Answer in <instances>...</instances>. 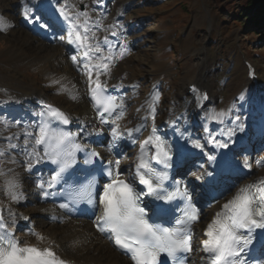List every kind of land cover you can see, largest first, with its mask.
<instances>
[{
	"label": "snow or ice",
	"instance_id": "snow-or-ice-1",
	"mask_svg": "<svg viewBox=\"0 0 264 264\" xmlns=\"http://www.w3.org/2000/svg\"><path fill=\"white\" fill-rule=\"evenodd\" d=\"M83 2L26 0L23 5L26 21L46 36H59L72 46L70 59L85 77V95L96 122L73 130L68 126L79 121L42 101L39 110L19 118L0 111V264H71L58 255V245L34 226L27 234L35 237L36 243L22 241L16 234L20 220L31 222L14 206L25 201L24 183L33 177L42 199L61 200L57 207L65 212H91L96 230L128 256L132 264H187V257L193 252V226L201 220L202 209L172 171L197 155L191 149H199L209 164H214L217 154L206 150L205 144L228 149L235 143L233 137L244 132L246 117L235 111V105L227 110H208L204 102L209 95L194 85L191 91L196 107L205 111L206 120L223 125L216 133L205 127V143L186 134L183 115L165 122L170 133L157 125V90L136 109L138 122L128 127L131 120L123 123L130 107L126 102L128 93L121 89L130 88L135 95L140 86L123 81L108 83L112 68L131 52L123 26L119 22L105 24L104 14L87 4L80 10L79 4ZM93 2L104 4V0ZM48 9H52V16L45 19ZM11 26H5L0 19V32ZM101 32L102 37L98 35ZM50 84L60 85L59 91L73 100L79 98L74 86L62 84L59 79ZM0 93L5 97L0 99V109L11 102L21 103L7 89H0ZM239 98L243 100V94ZM105 131L111 137L108 157L91 147L93 143L103 146ZM132 146H138V151L131 163L123 165ZM39 165L51 166L47 176ZM199 167L204 171L197 179L209 177L207 183H213V172L203 164ZM244 167L251 170L247 159ZM17 169L29 175L22 176ZM101 178L107 182L101 184ZM203 236L198 242V250L203 253L201 264H264V177L240 186L232 198L220 205Z\"/></svg>",
	"mask_w": 264,
	"mask_h": 264
},
{
	"label": "rangeland",
	"instance_id": "rangeland-1",
	"mask_svg": "<svg viewBox=\"0 0 264 264\" xmlns=\"http://www.w3.org/2000/svg\"><path fill=\"white\" fill-rule=\"evenodd\" d=\"M12 2L17 4L19 0ZM247 2L249 0H104L103 5H98L93 0H84L79 4L80 10H84L85 4L99 10L106 17L105 24L119 22L123 32H127L126 43L131 52L116 63L112 75L120 77L127 85L139 84L140 87L135 95L132 89H124L130 107L123 123L131 120L127 126L133 127L138 122L136 109L154 90L160 94L157 118H162L175 94L180 92V82L192 79H197L204 93L213 91L214 107L212 102L205 101L211 104L210 108L221 111L235 105V111L246 117L245 129L250 127L252 120L260 119L258 106L264 102V23L260 21L262 27L258 26L255 32L256 25L252 21H259L264 15L255 18V8H252L246 20L244 7ZM4 3L0 0L1 10ZM2 21L4 25L9 23ZM98 35L102 37L104 33ZM31 45L34 43L29 38L15 40L14 35L0 32L1 89L8 87L16 94L37 90L48 93L54 102L67 105L68 95L49 87L46 82L43 68L52 65L43 61L42 54L34 57L19 50L30 49ZM245 62L255 66L257 80H247ZM121 64L124 72H118ZM242 94L243 100L239 98ZM2 95L0 93V99ZM204 117L196 120L203 123L198 129L203 142L205 134L200 132L209 123ZM211 124L215 128L219 126L216 121ZM251 146L257 148L253 158L264 152V135L255 136ZM240 151L243 155L244 150ZM26 193L32 194V189L27 187Z\"/></svg>",
	"mask_w": 264,
	"mask_h": 264
},
{
	"label": "bare ground",
	"instance_id": "bare-ground-1",
	"mask_svg": "<svg viewBox=\"0 0 264 264\" xmlns=\"http://www.w3.org/2000/svg\"><path fill=\"white\" fill-rule=\"evenodd\" d=\"M4 2V9H0V19L8 21V24L12 25L4 32L14 35L15 40L23 38L31 39L34 45H31L30 49L19 48V50L34 57H40L39 54H42L41 57L43 61L52 65L51 68H43L45 70L44 75L48 86L59 90L61 87L60 85L50 84V81L53 79H59L62 84L68 85L69 87L74 86L73 91L78 94L79 98L73 100L70 98L69 94L62 92L67 94L70 98L69 103L66 105L54 102V99L48 95V93L43 94L41 91L25 90L16 94L13 91L10 92L8 87H2V89H7L11 96L20 99L21 103L16 104L15 102H11L0 109V111L10 114L13 118H19L22 115L30 114L33 110H39L42 101L44 104H51L60 108L69 114L74 121H79V123L70 125V128L73 130L82 125L91 126L96 122V116L88 97L85 95V77L70 59V55L74 51L72 46L66 41H61L59 36L56 38H52L50 35L46 36L34 24H30L26 21L22 15L24 10L23 5L26 0H19L17 4H14L12 0H4ZM29 6L31 7L32 5ZM34 10L39 12L41 9ZM51 16L52 9H48L44 18L47 19ZM54 30L58 31V29ZM123 33L127 40V32ZM41 46L45 48L44 51H42ZM201 67L203 68L202 62ZM124 69V65L121 64L118 68V72H124ZM203 71L205 72L206 70L203 69ZM120 79V77H114L112 75L108 83L110 85L116 84L121 82ZM208 82L210 84V78H208ZM180 83H182L179 90L180 92L175 94L174 101L170 103L171 106L163 112L162 118H157L156 123L158 126H162L164 131L171 132L165 122L175 116L183 115V126L188 129L186 134L193 139L198 138L201 143H205L201 140L198 133V129H200L199 126L203 123L199 124L196 120L197 118H202L206 113L201 108L196 107L195 95L192 93L191 88L196 85L200 92H204L202 88L197 85V79L186 80ZM121 92H125V90L121 89ZM208 95L209 102H212L213 105V100L216 99V96L211 90H209ZM4 98L3 96V99ZM126 102L129 104L128 98ZM209 102H204L205 107L208 110H212V108H210L211 104H208ZM258 108L260 109V119L252 120L249 128H246L244 132H238V134L233 137L235 143L230 144L228 149H215L213 146L205 144L206 150L217 154V160L214 164H209L207 156L200 153L199 149H191L196 152L197 155L191 158L178 172L177 179L183 181L182 186L186 187L192 194L197 206H202L201 220L193 226V252L190 254L189 264H201L200 257L203 253L198 250V242L203 238L202 232L209 223L214 212L219 209L220 205L226 202V200L232 198L240 186L255 180L256 176L264 174V152L253 158V152L257 151V148H252L251 146L255 136L260 138L264 135V102H260ZM208 121L209 123L206 127L212 133H216L223 126L217 124L219 126L215 128L210 124L212 120ZM15 130L16 129H12L11 131ZM246 131H249L248 135L245 134ZM200 133L205 134L203 136L207 138V132L202 130ZM147 134L148 133L145 132L144 137H146ZM200 136L202 137V135ZM110 140V135L105 131L102 140L103 146L101 147L93 143L91 147L96 148L102 155L108 157L111 155V153L107 151ZM125 147L127 148L126 145ZM240 149L244 150L242 151L243 155H241ZM136 151H138V146H132V150L129 151V158L123 162V165L132 162ZM245 159H247L248 163L251 165V170L244 167ZM200 164H203L207 171L213 172L215 177L213 183H207V181L211 179L209 177H205L203 180L197 179V176L201 175L204 171V169L199 167ZM37 167L43 171L45 176L49 174V172L43 168V165ZM17 170L21 172L22 176L27 177L29 175L24 173L22 169ZM34 179L35 177L25 180L24 189L26 199L21 204L14 206L19 213L29 216L31 221L29 223V221L20 220L18 223L16 234L22 241L27 240L29 243H36L35 237H31L27 234L28 229L34 226L36 231L49 237L51 241L55 242V245H58V248H55L58 255L70 261L71 264H130L126 258L117 254L105 235L99 234L95 230V225L93 223L95 216L89 219L84 216L85 214H80L78 211L65 212L57 207L62 201L56 199L54 202L52 198L47 200L42 199L39 190L33 182ZM198 180L200 183L196 185ZM27 187L32 189V194L29 195L26 193ZM204 208H206V210ZM53 216H56V219H52Z\"/></svg>",
	"mask_w": 264,
	"mask_h": 264
},
{
	"label": "trees",
	"instance_id": "trees-1",
	"mask_svg": "<svg viewBox=\"0 0 264 264\" xmlns=\"http://www.w3.org/2000/svg\"><path fill=\"white\" fill-rule=\"evenodd\" d=\"M252 8H255L254 9L255 18H260L261 15H264V0H249V2H247V4L244 7V10H245L244 13L246 15V20L249 18L247 12L252 10ZM260 21L264 23V17H262L261 20L259 19V21H252L256 25L254 26L255 32H256V28L260 26V23H259ZM242 25L244 24L242 23Z\"/></svg>",
	"mask_w": 264,
	"mask_h": 264
}]
</instances>
